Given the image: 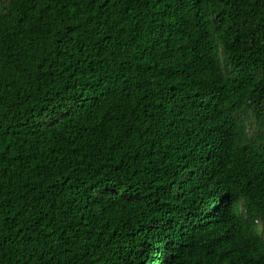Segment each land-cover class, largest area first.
<instances>
[{"label": "trees", "instance_id": "trees-1", "mask_svg": "<svg viewBox=\"0 0 264 264\" xmlns=\"http://www.w3.org/2000/svg\"><path fill=\"white\" fill-rule=\"evenodd\" d=\"M0 264H264V0H0Z\"/></svg>", "mask_w": 264, "mask_h": 264}]
</instances>
